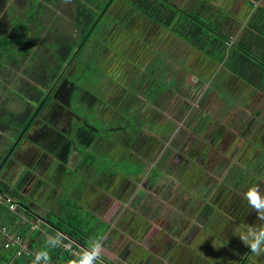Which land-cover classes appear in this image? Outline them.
<instances>
[{
	"label": "trees",
	"instance_id": "16d2710c",
	"mask_svg": "<svg viewBox=\"0 0 264 264\" xmlns=\"http://www.w3.org/2000/svg\"><path fill=\"white\" fill-rule=\"evenodd\" d=\"M167 1L27 0L30 9L16 18L12 12L10 16L4 13L0 19V76L9 70V63L17 70L24 66L32 81L19 80L17 88H6L14 93L12 98L6 92L0 96V146L7 132L13 138L11 146L29 142V156L40 158L42 168L55 166V178L68 172L87 175V168L106 166L104 156L96 161L89 155L104 153L105 146L114 154L115 146L124 144L125 137L132 140L143 131L138 115L145 103L143 93L152 98L153 91L147 92L151 79L160 78L161 66L177 59L171 52L167 56L165 43H157L159 35L177 37L207 56L212 75L221 69L222 87L226 88L232 77L264 94V5H251L252 11L242 17L227 10L223 14V9L217 18L204 2L182 11ZM66 4L73 12L69 34L55 27L56 33L49 35ZM43 10L52 17L49 24L41 19ZM237 20L241 21L240 30L233 31ZM28 22L35 25L33 35L27 37ZM191 73L204 75L196 70ZM12 99H18L20 109L8 107ZM77 150L81 158L74 169L68 160ZM9 157L7 151L0 154V264H23L24 259L41 264L33 256H17L15 249H6L2 229L21 235L49 263L76 264L69 250L56 247V240L88 246L100 240L108 228L82 204L81 193L87 185L83 182L82 187L57 191L41 181L40 185L48 188L50 204L37 210L32 203L35 198L24 194L28 182L16 185L9 173L2 175ZM258 167V161L252 159L241 170L250 177L264 174ZM6 198L19 210H10Z\"/></svg>",
	"mask_w": 264,
	"mask_h": 264
},
{
	"label": "flooded vegetation",
	"instance_id": "af4514ba",
	"mask_svg": "<svg viewBox=\"0 0 264 264\" xmlns=\"http://www.w3.org/2000/svg\"><path fill=\"white\" fill-rule=\"evenodd\" d=\"M176 1L177 0H168L167 2L174 8L183 11L182 8H186V6ZM249 2L254 5V1L249 0L247 3L248 5ZM26 3L27 0H9V4L6 0H0V19H2L4 13L10 16V12H12L13 17L16 18V10L25 8ZM251 7L253 6L249 5V12L252 11ZM245 14L244 16H247V14ZM175 63L176 62H174V64ZM170 68L172 70V66H170ZM160 69H164V67L161 66ZM205 69L206 76L212 75L207 64ZM219 69L220 68L214 72L213 75L215 77L212 75V86L209 85L206 92L212 87L219 89L224 88L222 87L223 76ZM199 77L203 79L204 75ZM214 78H216V82ZM164 84L167 83L165 82ZM228 86H231L235 92V96L230 97L231 99H228V102L237 104L240 101V97L237 94L240 92L241 86L243 87L242 80L231 77L229 83L226 84V88ZM223 91L224 90H222V92ZM156 94L157 93L154 94L153 92L151 100L148 98V100L145 101H147V103L148 101L152 103L162 102ZM154 97L157 98L154 99ZM143 98H147L144 93ZM191 109L192 107L187 108L182 106L178 110V113L173 112L174 118L167 120L163 123L164 127H161L159 130L157 129L155 132L148 131L147 133V131L145 132V130H143L144 132L142 131L132 140L129 139L131 137H128V139L125 137L124 144L122 142L116 145L114 153L116 155L125 154L137 160L140 162V166L143 167L142 170L138 172L132 171L123 176V178L120 177L119 173L118 177L115 179L119 180L121 178L120 180L125 182L122 189L112 187L113 190H109V185H106V188L97 187V184L102 185V182H106L104 178H107L105 174L107 170L97 171L96 168L92 169L90 167L89 169L92 173L88 177L90 183L85 186L82 191L81 200L86 196V205L88 206L84 205L86 209L89 211L88 208H90V210L95 211L96 215L94 216H96L98 220L108 223V229L110 228L108 242L115 250L120 248L125 249L126 252H128V255L124 257L125 259L129 258V260H134L135 258H143L144 255H148V251H144V246L139 245L146 243V246H150L156 240L162 239L163 241L167 235L165 231H171V229L174 228L175 231H171V234H173L172 236L174 237L176 232L178 239L183 241L178 242V244H176L177 246L174 245L175 250L173 256L169 258L174 264H248L255 255L241 244L239 238L234 235L233 229L236 224L237 228H240V222L245 223L247 227H251L258 219L257 213L248 206L247 201L244 199L245 192L252 185L249 182L255 185L256 181L255 178L249 177L246 171L241 170V168H243L247 162L249 163L252 159H256L259 163L258 169L264 170V143H262L264 140V120L259 122V113L255 111L251 117V124H246L243 128L238 126L233 128V131L236 133L234 142L228 143L227 150H223V156L218 164V166L222 168L218 174L221 175L225 172L223 180L217 178L211 179L207 175L208 172L204 170V166H202L207 162V158L201 152L205 143L216 150L220 149L219 145L226 139L224 136L229 134L227 129L228 124L226 126L228 120H223L225 121L223 123H218L217 120L216 123L213 115L204 119L205 113H203L200 117L196 115V119L194 120L195 123L190 125L188 121L191 119ZM177 120H180V122L184 124V128H186L187 131L184 133L185 140H183V144L181 143L180 145L176 144L177 141L174 137L176 134L182 136L181 133H177L180 129H175L176 125L179 124ZM149 122H151V127L153 124L159 125L158 120L155 118L151 119ZM219 125L226 128L221 129ZM260 134H262L263 138L259 137ZM191 136L197 138V141L189 149L191 151L198 150L197 154L194 156L186 151V155H181L178 150L175 158L171 160V157H173L171 154L175 149L181 146H188V138ZM23 143L26 144V142ZM14 146L12 145L9 148L10 150H6L9 152L10 157L2 175H6L14 167L13 163H15V161H20L22 158L21 166L22 164H27V168L19 175L15 172L14 174L17 175V179L15 180L14 178L11 179V181L13 180L12 182L17 185L26 180L28 183L24 186V194L35 198V201H32V203L37 210L43 211L41 208H46L50 204L48 196L46 195L48 188L40 185V179L35 178L30 172L31 168L41 171L43 164L39 163L40 158L38 159L35 157H31L25 162L23 160V155L26 157V153H28L30 147H28L27 150H22L19 146ZM199 146L201 147L200 149H198ZM91 149L97 150L95 146H92ZM104 149L108 151L107 146H105ZM216 152H220V150ZM80 154L81 152L77 150L71 156L73 159L78 157L77 166L80 163ZM28 160L30 161L28 162ZM99 163L102 164V162H97L95 164ZM218 166H216V169H218ZM249 178H251V181ZM231 179V186L229 184H221L222 181L229 182ZM163 180H167V183H172V185L169 186V192H167L168 196L160 195L163 189V185H161L160 182ZM27 186L28 188L26 189L25 187ZM40 187L41 190L38 193L37 190ZM150 189L156 192L157 196L160 195L157 198L158 200H162V203L167 204V215L165 216H167L168 219L170 218L172 222H165L162 217L158 216L156 211L148 215L143 209L138 207L137 203L139 200L144 196L146 199L150 197ZM169 197H174L173 199L177 200L175 207ZM117 199L120 200L118 201ZM191 200L194 203L192 211L199 216L197 217V223L199 224H192V215L187 213L188 205ZM123 201H125V203ZM126 202H128L127 205ZM138 209L144 213L142 214L141 211L132 212ZM156 209H159L158 206H156ZM16 210H19L17 206L13 212ZM103 213L104 215H100ZM185 221H187V223ZM154 223H157V225ZM181 224H183V226ZM226 229L230 231V234H228V237L226 236V238H224L221 233ZM143 231L145 232L144 234ZM193 235H195V237H193ZM193 238L196 240L194 245H192L191 241ZM168 240L169 238H167V241ZM186 240H189V242H186ZM181 244L185 246H181ZM201 244L205 246L210 245V247L217 246L219 247V252H216L215 255H213V252L210 255L204 253L201 249ZM151 253L152 251L150 254ZM142 258L140 262H142ZM115 261L116 260H114V262ZM109 262L111 264H116V262Z\"/></svg>",
	"mask_w": 264,
	"mask_h": 264
},
{
	"label": "rangeland",
	"instance_id": "374dc122",
	"mask_svg": "<svg viewBox=\"0 0 264 264\" xmlns=\"http://www.w3.org/2000/svg\"><path fill=\"white\" fill-rule=\"evenodd\" d=\"M200 1L201 3L203 2L206 3L207 8H209L208 12L215 13V16L217 15L216 16L217 18L221 17L220 12L224 8H225L224 11H222L221 13L224 14L226 13L225 10H227L232 15L237 14L238 16L242 17L244 16L245 13L246 14L249 13V10H250L249 5H252L251 2H249V5L247 4L249 0H177L176 2L183 6H186V8L188 9H191L193 6L195 7L198 3H200ZM252 1H254L255 6L260 5V4L264 5V0H252ZM28 8L30 9V7ZM28 8L25 7L22 9H17L16 10L17 14L15 13V15H19L22 12L27 11ZM60 10H61L60 20L59 19L57 20V22L55 23L53 27V30L49 33V35H54L56 33V31L54 30L55 27H60V29H62L64 33H68V34L71 30V24H73V21L71 20L72 19L71 14L73 13L72 10L67 4L62 5ZM54 12L56 14L57 10H55ZM41 14H42L41 16L42 21L45 24H49V22H51L52 17L49 16V14L45 12V10H43ZM20 19L24 20V22L28 21V17L26 16L24 17L21 16ZM240 20H242V18ZM240 20H237V22L233 25V28H231V29H234L233 31L240 30V23H241ZM34 25L35 24H33L32 22H28V26L26 30L22 29L21 27L19 29L24 30L27 34V37L32 36L33 31H34ZM12 27L13 26H11V29H9V31L13 33ZM227 29H229L228 26H227ZM163 30L162 32H164ZM156 41L157 43L158 42L165 43L166 54L169 52V55H170V52H171V55L173 56V58H177V59H175L174 61L176 62L175 64L171 62L170 65H168L167 63L164 65L165 66L164 69H161L162 72H160L161 74L160 78L156 77L154 79H151V82L153 84L147 89V92L153 91L154 94L157 93L156 96L162 102L152 103L148 101L147 103V101H145L143 106L140 108L138 115H140V119L142 120L145 132L146 131L147 133L148 131L155 132L157 129L159 130L161 129V127H164L163 123H165L167 120L171 118H174L173 112L178 113L179 112L178 110L182 106L187 107V108L192 107L191 109L192 113H190L191 119L188 121L190 125L195 123L194 120L196 119V115L197 117H200L201 115H203V113H205L204 119L209 118L211 115H213L215 117L216 123H217V120H218V123L219 122L223 123L225 122L223 120H228V122H226V126L228 124L227 129L229 131V134L227 136H224V138L226 137L225 141L219 145L220 149L218 150H220V152H216L218 150H216L215 148L209 147V145H207L206 143L203 146V149L201 152L207 158V162H205V165H202V166H204L203 167L204 170L208 172L207 174L208 177H210L211 179L217 178L219 180H223V176L225 175V172L221 175L218 174L222 169L221 167L218 166V164L220 162L221 157L223 156V150H227L228 143L230 144L231 142H234L236 133L233 131V128L237 126L243 128L246 124H251L252 123L251 117L253 116V113L255 111H258L260 115L262 114L264 115V95H262L260 91H257L256 89L252 88V86L246 84L243 81H242L243 87L241 86L240 92L238 94L236 92V94L240 97V101L237 104L228 102V99H231L230 97L235 96L234 89L231 86H228L227 88H221L222 90L224 89L226 94H224L221 89L216 88V87H212L209 89L208 92H206L207 89L209 88V85L212 86L211 80H212V77L214 76V75L206 76L205 67H206V64L208 63L207 60H209L208 57L205 55H202L200 52H198L195 49L192 50L190 46H188L187 44H184V42H182L181 39L179 40L177 37L173 39L172 37L167 38L166 35L165 37L162 35H159ZM159 47H160V44H159ZM169 55L167 54L168 57ZM141 57L144 59L145 55H142ZM170 66H172V70ZM7 67L9 68V70L3 71L4 73L3 76H0V80L3 81L2 85H0V96H3L2 94L6 92L8 93L9 97L12 98L14 93L10 91L8 92L6 88L8 87L11 89L17 88L20 84L19 80H22L23 82L25 80L32 81V74L31 75L25 74L24 66L20 70H17L16 67H12L11 65H9V63H7ZM192 70L198 71L199 74L204 73L205 80L202 79V77H199L197 74L191 73ZM219 70L221 71V69ZM15 72H16V76L14 75ZM15 78H16V81H14ZM161 80H162V84H161ZM165 82L167 84H164ZM15 83H17L16 86H15ZM157 97H154V99H156ZM145 100H148V98H145ZM8 107L16 110V109L21 108V104L19 103L18 99H12L10 103H8ZM153 118L158 120L159 122L158 126L156 124H153L152 127L150 126L151 122L149 121H151V119ZM177 122L179 124L176 125L175 129H180L177 133H181L182 136H179L178 134L175 133L176 136L174 137L176 138V141H177L176 144L180 145L181 143L183 144V140H185L184 133H186L187 131H186V128H184V124L180 122V120H177ZM219 127L221 129L224 128L222 125H219ZM196 141H197V138L192 137V136L189 137L188 146L187 147L181 146L178 149H175V151L171 154L173 156L171 157L172 158L171 160L175 158L178 150L180 152L179 154L181 155H184V154L186 155V151H187V153H190L195 156L198 150L191 151L189 148L193 144H195ZM12 142H13V138L12 136H10V133L8 132L3 133V140L0 146V154L8 150ZM20 145L18 146L22 150H27L28 147L30 148L32 147V145L29 144V142H27L26 144L22 143ZM200 148L201 147L199 146L198 149ZM30 150L31 149H29L28 153H26L27 154L26 157L23 155V160H27L31 158L29 156L31 153ZM89 157L92 160H96V161H100L103 157L104 161H106V164H107L106 166L104 165L101 166L98 164H97L98 166H96L97 171L107 170L105 173L107 175V178H104L106 180V184L111 183L116 177H118L119 173H120V177L123 178V176L131 173L132 171L138 172V171H141L143 168L142 166H140V162L133 159L132 157H129L125 154L116 156L115 153L113 154L109 150L105 151L102 154H96L92 152V155H89ZM77 161H78V157L74 159L70 158L68 162V166L74 169L77 168V164H76ZM21 162H22V158L20 159V161H17V162L15 161V163H13L14 167L8 172L9 174L11 173L10 174L11 179L15 178L16 180L17 175L21 174L23 170L24 171L26 170L27 164H22L21 166ZM216 166H218V169H216L217 168ZM246 166H248V162L246 163ZM54 167L55 166L52 165L51 167H49V169L42 168L43 171L42 170L38 171L35 168H31L30 172H31V175H33L35 178L40 179V181H42L44 185L49 186L50 189L55 188L57 191L67 190V188L71 189V187H75L76 185L82 187L86 185L87 183L85 182L87 175L89 176L90 174H92L90 169L87 168V171H86L88 172L87 175H85L86 174L85 172L82 174L81 172H78V173L73 172L71 173V175H69L70 173L68 172L67 174L62 175V178H55L53 174V172L55 171ZM15 172H17V175L14 174ZM43 172L44 174H42ZM251 174H253L252 171H251ZM41 175H43L44 177H42ZM252 177L255 178V181H256L255 186H257L261 194L264 195V182H263L264 174L252 176ZM249 180L251 181V178H249ZM231 181L232 179L229 182L222 181L221 184L230 185ZM83 182L85 183L84 185H83ZM167 182H168L167 180H163L162 182H160L161 185H163V189L160 193L161 196H168L167 192H169L170 190L169 186L172 185V183H167ZM249 183L252 184L251 186L254 185L251 182ZM175 186H178V185H175ZM25 188L27 189L28 186ZM149 193L151 194L150 197L146 199L144 196L141 200H139L138 207L143 209V211H145V213H147L148 215L155 211L157 212L158 210L160 211L161 216L167 215V204L162 203V200H161V203H157V200H158L157 198L160 195L157 196V193L154 192L152 189L149 190ZM173 198H170V199L173 203V206L175 207L177 200ZM82 204L87 206L85 201H82ZM193 204L194 203L191 200L190 204L188 205L187 213L192 215L191 217L192 224H199L197 223L198 222L197 217L199 216L196 215L195 212L192 211ZM156 206H158L159 208L158 210L156 209ZM136 211H141V210L140 209L133 210L132 212L135 213ZM141 213L143 214L144 212L141 211ZM185 222L187 223V221ZM240 223H241V226H240L241 229L250 228V226L247 227L245 223L243 222H240ZM181 225L183 226V224ZM263 225H264V220L257 219L253 223L251 228L258 229V228L263 227ZM236 228H237V224L234 226L233 230H235ZM228 234H230V231L228 229L224 230V232L221 233L222 237L224 238H226V236L228 237ZM195 235H193V237H195ZM191 241H192V245H194V242L196 240L193 238L191 239ZM159 242L160 240L155 241L154 250L160 245ZM180 242H183V241H180ZM186 242H189V240H186ZM0 244H1V239H0ZM181 246H185V245L181 244ZM201 249L203 250L204 253H207L209 255L212 254V252H213V255H215L216 252H219V247L217 246L210 247V245L205 246L201 244ZM8 250L7 252H10ZM7 252H2V254L6 255ZM41 252L43 254L44 248L41 250ZM253 259H251L248 264H264V256H260L258 258L256 257ZM21 263L22 261L16 264H21ZM23 264H26V262L24 261Z\"/></svg>",
	"mask_w": 264,
	"mask_h": 264
},
{
	"label": "crops",
	"instance_id": "0c3cea01",
	"mask_svg": "<svg viewBox=\"0 0 264 264\" xmlns=\"http://www.w3.org/2000/svg\"><path fill=\"white\" fill-rule=\"evenodd\" d=\"M260 93L262 95H264L262 92H260ZM261 118H262V120H261ZM263 120H264V115L263 114L262 115L259 114L258 121L259 122H262ZM143 130H145L144 127H143ZM259 137L260 138H263L262 134H260ZM258 141H259V139H258ZM262 143H264V140L262 141ZM120 179L119 180H117V179L113 180V183L111 182V183H107L106 184V182H102V185H98L97 184V187H99V188H102V187L103 188H106V185H109V187H108L109 190H113L112 187L122 189V186L124 185L125 182H123ZM89 183L90 182L88 180L87 183H86V185H89ZM131 185H133V184H131ZM117 200L119 201L120 199H117ZM83 201H86V203H87L86 196L83 199ZM123 202L125 203V201H123ZM127 203L128 202H126V205H127ZM157 203H161V201H157ZM137 205H138V203H137ZM88 209H89V212L91 214L96 215L95 211L90 210V208H88ZM157 213H158V216L159 217H162L165 220V222H168V221L169 222H172L170 218L169 219L167 218V216H161L159 211H157ZM100 215H104V213L103 214H100ZM106 224L108 225V223H106ZM154 224L157 225V223H154ZM172 230L175 231L174 228H172L171 231ZM109 231H110V228L109 229L108 228L105 229V232H104V234L102 236V243H103L102 253L103 254L101 256V259H102V261L105 262V264H111L109 261H111L112 263H115L116 262V264L117 263L118 264H120V263L121 264H174L169 258H171L173 256V253H174V250H175V246H177L176 244H178V242L181 241L176 236L177 235L176 232H175V236H174L176 238L175 239L172 236L173 234H171V231L166 230L165 231V234H167V235L165 236V240L162 241V239H161L160 242H159L160 245L155 250H154L155 241L150 246L149 245L146 246V243H143V245H139V246H144V251L145 252L148 251V255H144L143 258L142 257H139V258H135L134 260H129V258H127V259L124 258L125 256L128 255V252H126L125 249L120 248V249H116L115 250V249L112 248L111 244L108 242V234H109ZM144 231H143V234L145 233ZM149 234H148V237H149ZM167 238H169L168 241H167ZM92 244H90V245H92ZM90 245H88V247ZM84 247H87V246H84ZM151 251H152V253L150 254ZM149 255H150V257H149ZM141 258H142V260H141L142 262H140V259ZM114 260H116V261L114 262ZM24 261L26 262V264L33 263L32 262V259H24ZM45 261L46 262L45 263H42V264H52V263H49V262H51L49 259L48 260L46 259Z\"/></svg>",
	"mask_w": 264,
	"mask_h": 264
},
{
	"label": "clouds",
	"instance_id": "9594fccd",
	"mask_svg": "<svg viewBox=\"0 0 264 264\" xmlns=\"http://www.w3.org/2000/svg\"><path fill=\"white\" fill-rule=\"evenodd\" d=\"M244 199L248 206L257 213V218L264 220V195L255 185L248 188L244 194ZM234 235L239 238L241 244L248 248L256 257L264 256V227L261 228H236ZM103 243L102 238L92 244V250L87 254L83 264H94L102 256Z\"/></svg>",
	"mask_w": 264,
	"mask_h": 264
},
{
	"label": "built area",
	"instance_id": "2783aa9c",
	"mask_svg": "<svg viewBox=\"0 0 264 264\" xmlns=\"http://www.w3.org/2000/svg\"><path fill=\"white\" fill-rule=\"evenodd\" d=\"M0 199H2V197H0ZM5 200L6 203L9 204L10 209L14 210L16 207V203H14L11 198H6ZM2 234L4 238V247L6 249L15 248L17 256H33L41 264L46 262V259L43 258L42 255L39 254L35 248H31L28 245V242L24 240L21 235L12 233L6 229H2ZM71 243L72 242H64L61 239H57L56 247H61L64 250H69V252L75 257V263L83 264V262L87 258V254L90 253L92 250V245H90L89 247H84L77 243H73L75 244V246H73ZM94 264H105V262L102 261V259L100 258L99 260L94 261Z\"/></svg>",
	"mask_w": 264,
	"mask_h": 264
}]
</instances>
